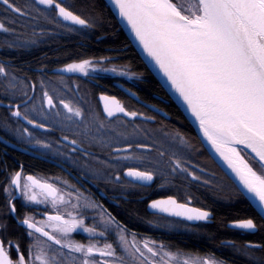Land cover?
I'll return each instance as SVG.
<instances>
[{"label": "snow or ice", "instance_id": "6c2138e0", "mask_svg": "<svg viewBox=\"0 0 264 264\" xmlns=\"http://www.w3.org/2000/svg\"><path fill=\"white\" fill-rule=\"evenodd\" d=\"M111 3L198 122L204 138L199 146L180 131L139 124L129 129L126 124L116 122L117 113L153 122L156 116L127 111L119 103H105L100 114L85 98L87 93L75 104L61 98L58 104L66 111H60L49 94L47 85L53 78L48 77L44 65L39 69L42 78L29 82L26 74L21 78L0 62V96L9 99L6 109L10 117L16 118L17 125L23 120L34 129L54 131L59 126L62 132H70L71 136L65 134L55 141L69 150L54 148L53 142L37 138L28 127H13L10 118L0 121V128L33 145L40 155L63 157L85 176L103 180L127 196L139 195L138 190H146L157 180L171 183L178 177H191L192 181H200L202 176L197 173L203 174L207 169L193 163L192 157L200 153L206 141L239 181L229 190L227 198L245 201L253 212L249 218L232 221L231 226L251 232L264 230V0H111ZM82 5V14L78 15L58 0H30L23 5L17 0H0V9L5 14L0 18V32L15 36L12 42L5 39L3 46L26 50L37 45L48 32L45 24L68 27L57 17L79 25L78 32L96 28L103 22L104 9L98 0H82ZM111 60V57L80 59L65 64L61 71L85 76L89 71L115 73L116 67L104 66ZM119 74L129 78L134 75L126 71ZM57 75L54 71L53 77ZM79 91L77 84L74 93ZM100 99L115 101V97L103 95ZM3 103L0 99V105ZM37 111L51 124L31 118V113ZM129 161L143 164L144 170ZM5 182L0 184V191L7 194L0 203V264H227L222 259L191 257L181 249L173 252L155 240L137 241L135 237L129 240L127 225L117 222L106 210L100 212V219L93 226H86L80 210L102 206L88 198L82 202L75 186H71V192L63 193L56 185L41 183L32 176L23 180L21 171L8 172ZM203 183L207 185L210 181ZM16 193L26 202H37L38 195L43 197L40 203L51 198L53 205L69 203L74 198V211L68 212L67 218L59 212L56 215L45 212L47 221L38 225L33 216L18 209ZM66 195L69 200H65ZM147 208L154 210L153 215L167 214L161 216L162 222L157 227L178 226L180 222L169 221L168 216L191 222L183 226L197 229L201 225L196 222L212 219L210 211L190 208L187 203H178L174 196L153 199ZM13 219L26 226L25 234L32 238L23 251L19 243L13 244L8 239L15 228ZM78 229L103 237L102 246L72 241L71 235ZM110 232L115 234L112 242H108ZM227 243L247 257L246 264H264V243L248 241L241 246L235 241ZM6 245L16 252L15 260Z\"/></svg>", "mask_w": 264, "mask_h": 264}, {"label": "flooded vegetation", "instance_id": "af4514ba", "mask_svg": "<svg viewBox=\"0 0 264 264\" xmlns=\"http://www.w3.org/2000/svg\"><path fill=\"white\" fill-rule=\"evenodd\" d=\"M61 1L62 0H58V2ZM26 2H30V0H17V3L21 5ZM50 12L53 15L56 14L52 10H50ZM4 15L5 14L3 13L2 9H0V18H2ZM61 23L67 24L68 26H72L74 28H80L79 25H74L68 22L61 21ZM44 26L48 29V32L41 39L46 38L48 40L50 37H52V35H54L52 31L53 26L52 24H45ZM0 36L4 40L15 39V36L10 33L0 32ZM36 46L37 45L32 46L33 51L35 50L34 47ZM7 49H5V51H9L11 48ZM42 51L44 50L41 49L40 52ZM108 51L110 54L105 55L104 57H111L112 60L110 63L105 64L104 66L107 68L116 67L117 72L115 73L111 71L94 73L89 71V74L85 76L80 72H68V74L58 73L57 76L53 77V72L63 70L65 65L54 69L47 68L48 77L53 78L52 83L47 85V87L49 88V94L53 95L54 102L57 103L59 110L66 111L61 105L58 104V101L61 98L72 104H75L80 97H85V93H87L85 98L88 100L91 107L96 112L103 114V108L99 98L102 95L107 97H115L116 103H119L127 111L142 112L145 116H156V120L154 122L147 121L144 120L143 117H137L135 120L126 119L123 115L116 114L119 119L116 121V117H114V121L126 124L129 129L139 124L142 127L163 128V130H165V122H174V118H172L174 115L168 113L166 109L170 103H173L172 100L167 96L166 93L152 94L149 96L148 92L144 90V84L147 81L146 73H139L136 69H134L131 62L123 61L118 55H114L115 52L119 51L110 49ZM32 70L33 72L29 82H38V80L42 78V74L35 63H33ZM122 71L134 73V75H132L131 78L120 75L119 73ZM60 77L63 78L62 81L60 80ZM77 84L80 87V91L79 93H74V88ZM128 89H131V92H129ZM126 92H129L131 95L127 94ZM140 92H142V94H140ZM132 93H136V95H133ZM37 94H39V88L37 89ZM29 95H32V93L29 92ZM113 102L114 101H111L110 105H114ZM45 107H47V105H45ZM0 108H4L6 110L5 115H7L9 118H14L10 117V113L7 111L6 107L0 105ZM21 111H23V106H21ZM1 118L0 121H2ZM31 118H34L40 122H47L51 124V120L44 121L43 117L38 111L31 114ZM173 126L177 127L175 122L173 123ZM23 127L28 126L23 124ZM28 128L30 131L34 132L37 138L46 139L53 142L54 148L59 147L62 151L69 150L65 148L63 144H55V141L60 140L62 135L67 134L71 136V133L67 132L66 130L62 132L59 126H56L54 131L34 129L31 127ZM0 129V137L3 139L7 140L2 136L3 133H7L9 136L13 137L14 140L19 139V137L14 135L13 132L4 128ZM188 138L190 139V137ZM140 139H142V137ZM7 141L18 147H21L22 149H28L27 151L32 152L33 156L16 151L0 141L1 183H6L5 175L8 172L21 171L23 180H27L28 176H32L41 183H50L56 185L57 188L63 193L71 192V186H75L79 189V195L82 197V202L83 198H88L89 200L102 206L101 208L80 210L85 217L86 226H93L94 222L100 219V212L102 210H106V212L111 213L112 216L116 218L117 222L127 225L129 230V240H131L133 237H135L137 241L155 240L157 242H163L167 246L168 250L173 252H175L177 249H181L184 253L191 254V257H205L209 260L222 259L226 260L227 264H246L247 260V257L240 255L230 245H228V241H235L237 246H241L248 241L253 243H262L259 240L261 237H255L260 231L251 232L231 227L232 221L249 218V216L236 218L233 220H226L221 226L216 222L217 210H213L211 205H213L214 202L217 204H229L230 199H228L227 196L229 190L234 184L211 159L204 147L201 149L199 154L192 157L193 163H198L201 167L207 169V171L203 174L199 172L197 173L198 175L202 176L200 181H192L191 177H187L186 179L178 177L173 180L175 184L174 187L172 186L171 188L173 190L166 191V189L170 186H168L167 183L162 180H157L146 190H138L139 195L127 196L126 194H121V192L114 190L111 185H106L103 180H94L90 175L85 176L80 168L76 167L70 162H66L63 157H58L52 154L47 156L40 155L33 150V145H29L22 140H20L23 142L21 145H17L11 140ZM199 144H197V146H199ZM93 151H95V149H93ZM76 155H78V153ZM27 161H30V168H27ZM127 163L132 166H139L141 170H144L143 164H138L135 161H129ZM124 179L129 178L124 177ZM204 180H209L210 183L205 185L203 183ZM36 191L39 192V189H36ZM15 195V203L17 204L18 209H20L21 212H27L33 216L34 222L38 225L47 221L48 217L44 214L45 212H47L49 215H56L59 212V214L65 215V218H67L66 214L68 212L74 211V198H72L71 202L69 203H58L53 205L51 203V198H49L48 201L40 203L39 201L43 200V197L38 195L37 202H26L22 197H20L19 193H16ZM6 196L7 194L1 191L2 202ZM168 196H174L178 203H187L191 207L203 208L210 211L212 213V219L207 222H196L197 224L201 225V227L197 229L194 227L183 226L184 224H191V222L182 221V219L179 218L167 217L169 221H176L180 223L178 226L171 228L157 227L156 224L162 222L161 216L163 215H153L149 213L147 204L153 199L166 198ZM189 197H191V199H189ZM65 200H69L67 195L65 196ZM128 201H138L144 205L145 215L139 217L134 224L127 223L117 216V210H122V203ZM113 210H116V212H113ZM150 215H152V217H150ZM149 221H151V223ZM12 222L21 228L25 234V228L20 226L15 219H13ZM46 230L51 231L50 228ZM99 230L100 229H98V231ZM114 235V232H110L108 234V242H112ZM41 239L43 240L46 238L41 237ZM25 240L27 242V246L32 242V238L27 236ZM71 240L85 245L89 243H99L101 246L104 242V238L100 237L98 234L90 235L89 233L83 232L79 229L71 235ZM13 244H15V242H13ZM6 250L9 251L11 258L12 256L14 257V255L10 253L11 249L7 248V245ZM64 251H67V249ZM259 254L260 253L257 252V255ZM12 259L15 260L16 257Z\"/></svg>", "mask_w": 264, "mask_h": 264}, {"label": "trees", "instance_id": "16d2710c", "mask_svg": "<svg viewBox=\"0 0 264 264\" xmlns=\"http://www.w3.org/2000/svg\"><path fill=\"white\" fill-rule=\"evenodd\" d=\"M62 3L69 10L75 11L76 14H82V0H62ZM99 5L103 6V22L93 29H84L82 31H76V29L72 26L68 27H57L52 24V31L54 35L50 37L48 40L46 38L41 39L37 44L35 50L33 51V47L29 49H16L11 48L9 51H5V49L9 48L3 46L4 39L0 36V62L8 65V68L13 74L23 78L26 74L30 79L33 72V63L40 69L42 65L46 66V68H58L68 63L79 62L80 59H95L99 57H104L105 55L110 54V50H117L119 52H115L114 55H118L123 61H129L132 63L134 69H136L139 73L145 72L147 81L144 84V90L148 92L149 96L152 94H165L162 87L159 83L154 79L151 73L148 71L144 63L139 58L138 54L126 38L125 34L117 24L113 14L106 6L103 0H98ZM73 29L69 31L68 29ZM9 42L14 40L10 39ZM4 49V50H1ZM43 49L44 51L40 52ZM8 50V49H7ZM2 79V77H0ZM142 94V92H140ZM0 99H3L4 103H9V99L3 96H0ZM14 103L19 102L18 100H14ZM167 112L173 114L174 122H165L166 125L164 131H180L182 134L190 137V140L199 144V140L197 139L194 130L188 124V122L184 119L181 112L178 108L170 103L167 106ZM6 110L4 108H0V118L3 120L5 118H9L5 115ZM15 118H10V122L15 127L23 126L17 125L15 123ZM177 122V123H176ZM175 127V128H174ZM1 130V129H0ZM7 140H11L15 142L17 145L23 144L19 139H13V137L9 136L7 133H3L2 135ZM21 157L20 155H18ZM30 161H27V168H30ZM0 184L1 179H0ZM169 188L166 191H172V186L174 187V181L171 183H167ZM0 203H2L1 199V191H0ZM213 210L216 211V222L220 224H224L226 220H233L241 217H251L253 215L252 210L248 207L247 203L240 199H230L229 204H222L214 202L211 205ZM122 210H117V216L130 224L136 223L139 217L145 215L144 205L138 201H128L122 203ZM116 212V210H113ZM152 217V215H150ZM11 223L15 225L12 220ZM215 227V226H214ZM257 236L261 237L259 240L264 243V230H261ZM26 235L24 231L15 225L14 230L11 235H9L8 239L12 240L15 243H19L21 246V251H23L27 247V242L25 240ZM11 254L16 257V252L11 249ZM12 256V258H14Z\"/></svg>", "mask_w": 264, "mask_h": 264}, {"label": "water", "instance_id": "95a60500", "mask_svg": "<svg viewBox=\"0 0 264 264\" xmlns=\"http://www.w3.org/2000/svg\"><path fill=\"white\" fill-rule=\"evenodd\" d=\"M106 4V6L109 8V10L111 11V13L113 14L117 24L119 25V27L121 28V30L123 31V33L125 34L126 38L128 39V41L130 42V44L132 45V47L134 48V50L136 51V53L138 54L139 58L141 59V61L144 63V65L146 66V68L148 69V71L151 73V75L154 77V79L159 83V85L162 87V89L165 91V93L167 94V96L172 100V102L177 106V108L180 110V112L182 113V115L184 116V118L187 120V122L190 124V126L193 128L195 134L197 137H199V141L203 140V136L202 134L199 132V127H198V122L195 120V118L191 115V113L187 110L186 105L184 104V102L182 101V99L179 97L178 93H176L170 86V83L167 81L166 77L163 75V73L158 69L157 66H155L154 62L151 61L150 57H148L147 53H145L142 49V46L139 44V42L136 40L134 33L131 31L130 26L127 24V22L123 19H121L118 15V10L115 8V6L111 3V0H103ZM61 21H63L62 18L58 17ZM63 22H68L71 23V21H63ZM57 73L60 74H68L67 71H55ZM127 94L131 95L129 92H126ZM100 99V98H99ZM112 100H108V101H104L100 99V102L102 104V108H104V104L108 103L110 105V102ZM113 104H116V101L113 102ZM7 104H3L1 106L6 107ZM120 115H123L126 119H133L129 116L124 115L123 113H117ZM21 123L27 125L28 127H31V125H28L25 121L21 120ZM0 141L2 143H4L5 145H7L8 147L19 151V152H23L26 154H29L31 156H33V153L30 151H25V149H22L21 147H18L16 145H14L13 143L3 139L2 137H0ZM204 149L206 150V152L209 154V156L211 157V159L217 164V166L224 172V174L231 180V182L234 185H238L239 181L237 179V177L235 176V174L231 171L230 168H228L227 164L219 157L218 154L215 153V151L211 148V146L204 141ZM167 198V197H166ZM166 198H160V199H166ZM150 203V202H149ZM189 206V205H188ZM190 208H194L189 206ZM148 212L153 214L154 210L152 209H148ZM158 215H167V214H163L160 213ZM168 217H173V218H178V217H174V216H168ZM182 219V218H179ZM23 228H26V226H22ZM232 227V226H231ZM234 228V227H232ZM237 229V228H235ZM242 230V229H240Z\"/></svg>", "mask_w": 264, "mask_h": 264}, {"label": "rangeland", "instance_id": "374dc122", "mask_svg": "<svg viewBox=\"0 0 264 264\" xmlns=\"http://www.w3.org/2000/svg\"><path fill=\"white\" fill-rule=\"evenodd\" d=\"M31 114H33V113H31Z\"/></svg>", "mask_w": 264, "mask_h": 264}]
</instances>
